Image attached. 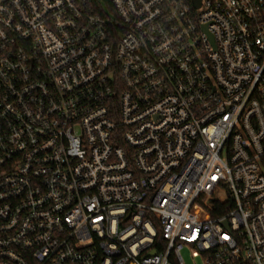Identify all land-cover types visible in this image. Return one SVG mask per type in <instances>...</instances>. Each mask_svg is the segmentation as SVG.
<instances>
[{
	"label": "built area",
	"instance_id": "1",
	"mask_svg": "<svg viewBox=\"0 0 264 264\" xmlns=\"http://www.w3.org/2000/svg\"><path fill=\"white\" fill-rule=\"evenodd\" d=\"M0 0V264H264V0Z\"/></svg>",
	"mask_w": 264,
	"mask_h": 264
},
{
	"label": "trees",
	"instance_id": "2",
	"mask_svg": "<svg viewBox=\"0 0 264 264\" xmlns=\"http://www.w3.org/2000/svg\"><path fill=\"white\" fill-rule=\"evenodd\" d=\"M88 8H90V10L92 12H103V8L101 7L100 2H103L107 7H110V2L109 0H85Z\"/></svg>",
	"mask_w": 264,
	"mask_h": 264
},
{
	"label": "rangeland",
	"instance_id": "3",
	"mask_svg": "<svg viewBox=\"0 0 264 264\" xmlns=\"http://www.w3.org/2000/svg\"><path fill=\"white\" fill-rule=\"evenodd\" d=\"M182 255H183V258H184V261L186 262V264H203L200 260L198 259H194L191 257V253H190V250H184L182 252Z\"/></svg>",
	"mask_w": 264,
	"mask_h": 264
},
{
	"label": "water",
	"instance_id": "4",
	"mask_svg": "<svg viewBox=\"0 0 264 264\" xmlns=\"http://www.w3.org/2000/svg\"><path fill=\"white\" fill-rule=\"evenodd\" d=\"M200 3H201V0H195V5H196L197 8L200 7Z\"/></svg>",
	"mask_w": 264,
	"mask_h": 264
}]
</instances>
